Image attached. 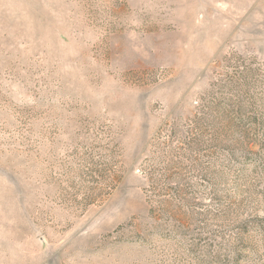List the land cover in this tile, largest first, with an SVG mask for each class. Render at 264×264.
I'll return each instance as SVG.
<instances>
[{"label":"rangeland","instance_id":"1","mask_svg":"<svg viewBox=\"0 0 264 264\" xmlns=\"http://www.w3.org/2000/svg\"><path fill=\"white\" fill-rule=\"evenodd\" d=\"M0 264H264V0H0Z\"/></svg>","mask_w":264,"mask_h":264}]
</instances>
